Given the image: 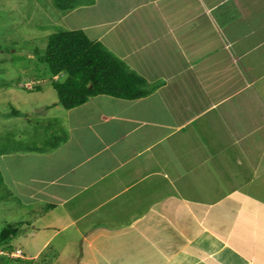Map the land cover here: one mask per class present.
Masks as SVG:
<instances>
[{
  "label": "crops",
  "instance_id": "0c3cea01",
  "mask_svg": "<svg viewBox=\"0 0 264 264\" xmlns=\"http://www.w3.org/2000/svg\"><path fill=\"white\" fill-rule=\"evenodd\" d=\"M62 19L149 92L93 97L55 150L0 155L47 160L16 236L42 241L36 263L264 264V0H93Z\"/></svg>",
  "mask_w": 264,
  "mask_h": 264
},
{
  "label": "rangeland",
  "instance_id": "374dc122",
  "mask_svg": "<svg viewBox=\"0 0 264 264\" xmlns=\"http://www.w3.org/2000/svg\"><path fill=\"white\" fill-rule=\"evenodd\" d=\"M63 22L62 15L53 8V0H0V150L23 149L33 144L41 147L51 133L60 137L64 130L65 111L57 104L46 65L38 60L48 36L67 29L64 23L68 25V20ZM116 35L113 32V38ZM108 40L105 37L103 45H109ZM146 67L143 69H149ZM38 155L21 159L6 155L0 159V231L12 226L18 227L19 232H29L37 211H42L40 203L29 198L27 183L33 175L39 177L42 165L47 164ZM53 161L52 156L50 162ZM17 237L8 248L0 247V264H25L30 258L35 261L29 260V264H39V255L32 254L40 248L41 240Z\"/></svg>",
  "mask_w": 264,
  "mask_h": 264
},
{
  "label": "trees",
  "instance_id": "16d2710c",
  "mask_svg": "<svg viewBox=\"0 0 264 264\" xmlns=\"http://www.w3.org/2000/svg\"><path fill=\"white\" fill-rule=\"evenodd\" d=\"M92 1L53 0V8L63 16ZM38 60L46 65L57 104L64 111L81 106L96 96L135 100L149 92V86L142 77L100 43L90 41L81 30L60 29L49 35L43 55ZM16 114V111L12 112L13 116ZM49 138H45L41 147L33 144L13 150L44 153L55 149L62 138L65 140L66 134L62 131L59 137L51 133ZM10 150L1 149L0 155L9 154ZM0 183L3 184L1 179ZM18 232V227L3 228L0 231V247L8 248Z\"/></svg>",
  "mask_w": 264,
  "mask_h": 264
},
{
  "label": "clouds",
  "instance_id": "9594fccd",
  "mask_svg": "<svg viewBox=\"0 0 264 264\" xmlns=\"http://www.w3.org/2000/svg\"><path fill=\"white\" fill-rule=\"evenodd\" d=\"M54 79H56V78H54Z\"/></svg>",
  "mask_w": 264,
  "mask_h": 264
}]
</instances>
